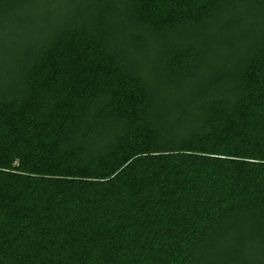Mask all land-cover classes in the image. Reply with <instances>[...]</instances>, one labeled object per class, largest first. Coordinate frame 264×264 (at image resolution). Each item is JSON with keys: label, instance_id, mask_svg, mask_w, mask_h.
Masks as SVG:
<instances>
[{"label": "trees", "instance_id": "1", "mask_svg": "<svg viewBox=\"0 0 264 264\" xmlns=\"http://www.w3.org/2000/svg\"><path fill=\"white\" fill-rule=\"evenodd\" d=\"M0 264H264V0H0Z\"/></svg>", "mask_w": 264, "mask_h": 264}, {"label": "rangeland", "instance_id": "2", "mask_svg": "<svg viewBox=\"0 0 264 264\" xmlns=\"http://www.w3.org/2000/svg\"><path fill=\"white\" fill-rule=\"evenodd\" d=\"M167 100L169 101V103L171 104V106L173 107V97H169V98H167L164 102H166L167 103ZM171 107V108H172ZM168 112H169V114L168 115H171L172 117H173V108L172 109H170L169 110V108H168Z\"/></svg>", "mask_w": 264, "mask_h": 264}]
</instances>
